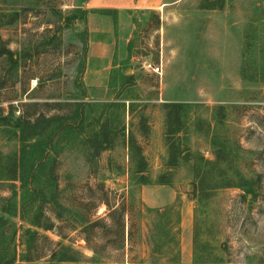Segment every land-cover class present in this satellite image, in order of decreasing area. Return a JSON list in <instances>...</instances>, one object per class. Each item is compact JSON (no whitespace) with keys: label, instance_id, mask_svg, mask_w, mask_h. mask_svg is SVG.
I'll use <instances>...</instances> for the list:
<instances>
[{"label":"rangeland","instance_id":"rangeland-1","mask_svg":"<svg viewBox=\"0 0 264 264\" xmlns=\"http://www.w3.org/2000/svg\"><path fill=\"white\" fill-rule=\"evenodd\" d=\"M149 1L158 8L134 10L129 58L102 93L83 83L95 0H0L6 11L17 13L0 34L20 59L16 71L0 58V114L7 117H0V167L21 152L19 117L35 111L72 117L83 110L85 122L73 125L85 127L84 133L60 143L57 156L49 157L56 161L67 207L99 205L102 184L114 192L111 203L123 194L135 206L130 263L143 255L151 262L169 261L181 247L180 233L185 242L193 241V261L198 251L206 262L264 264V0ZM150 66L160 67V73ZM33 80L38 85L31 89ZM124 103L134 104L125 121L148 163V185L138 183L117 133L122 120L117 106ZM166 104H181V113ZM107 120L117 131L104 150L96 133L109 127ZM238 174L259 181L256 200H244L241 189L227 187ZM9 175H0V209L2 198L12 194ZM174 192L172 205L153 209L147 203L167 202ZM155 210L166 213L165 219ZM181 212L188 215L183 228ZM3 232L10 236L13 228L7 225ZM38 232L81 252L76 264H125L124 253L110 247L104 256L91 255L79 230L64 228L66 238ZM99 235L95 240L105 239ZM52 250L39 239L31 253Z\"/></svg>","mask_w":264,"mask_h":264},{"label":"trees","instance_id":"trees-1","mask_svg":"<svg viewBox=\"0 0 264 264\" xmlns=\"http://www.w3.org/2000/svg\"><path fill=\"white\" fill-rule=\"evenodd\" d=\"M1 5L3 6L4 4ZM2 6H0V28L7 25L8 18L15 17V20H17L16 12V14L8 12ZM0 58L7 61L12 69L18 70L20 59L7 46V41L3 39L1 34ZM83 60H85L84 56ZM1 102L2 100L0 99V104ZM117 107L122 112V120L116 128L118 131L113 128L110 120H107L109 127L102 125L103 127L100 128L99 134L96 133V137L102 138L101 142L107 145L102 146L105 150L111 148L108 145V137L117 131L128 150L132 164L131 169H133L138 183L148 185V163L142 155V148L134 139V135L125 121L126 116L133 113L134 104L130 103L127 105L124 103ZM165 107L176 108L180 112V108L183 106L181 104H166ZM59 115L54 114L46 117L44 113L35 111L26 117L22 115L17 120L15 131L21 142V152L9 157L10 160L4 164L2 163L0 167V175L6 171L10 174L6 180L13 182L12 194L7 198H2L4 204L0 209L2 212V216H0V264H14L16 261L33 263L44 258H48L45 262L47 264H76L79 262L78 257L81 256V252L61 242H54L47 236L39 235V230L53 232L61 238L67 237V234L63 232L64 228L69 231L79 230L80 238L85 242V248L96 255H103L104 250L110 247L115 251H122L125 256L126 247L132 242L133 229L136 223L134 214L136 212L135 206L127 202L125 195H118L121 200L111 203L108 197L113 195L114 192L105 191V185L102 184L99 186V190L102 193L98 202L99 205L95 206L87 202L70 208L64 204L60 179L55 174L56 161L49 155L57 156L60 143L67 145L70 144L72 136L80 137L84 133L85 127L82 126L78 129L73 123L76 120L79 123L81 121L84 123L85 120H83V110L73 113L72 117H60ZM0 117H2L1 114ZM1 119L5 121L7 117H2ZM170 134L174 135V133L169 132L167 136ZM85 137L88 138V135ZM238 177L235 182L227 183V187L241 189L244 200H256L258 189L260 188L256 177H243L241 174H238ZM14 182H19L20 186H15ZM168 184L170 183H161V185ZM86 187L88 191H92L90 186L87 185ZM103 206L106 210L99 214ZM155 212L157 214L162 213L161 210H155ZM160 215L165 219L166 213ZM12 219H18L21 225H17ZM62 222H66V226H60ZM7 225L13 228L10 236H6L3 232ZM99 233L105 239L98 242L95 239L100 238ZM109 236L113 237L108 238ZM39 239L50 242L54 246V250L50 252V255L32 256L33 247ZM19 247L22 248L20 255L18 252L20 251ZM196 252L197 254H195L192 264H227L224 258L208 262L202 261L201 255L198 251Z\"/></svg>","mask_w":264,"mask_h":264},{"label":"crops","instance_id":"crops-1","mask_svg":"<svg viewBox=\"0 0 264 264\" xmlns=\"http://www.w3.org/2000/svg\"><path fill=\"white\" fill-rule=\"evenodd\" d=\"M156 6L153 1L149 0H95L90 7L94 13L89 14L87 22L89 54L87 67L83 74V83L87 88L102 93L108 92L111 82L115 78V70L123 66L129 58L130 44L135 29L133 24L134 10L158 8ZM175 198L176 193L174 192L167 202L151 203L147 201V203L151 208L157 209L172 205L176 200ZM181 215L180 226L183 228L184 218L188 220L186 218L188 215L183 212ZM177 239L181 247L176 256H172L169 261L164 259V261L151 262L144 260L147 256L143 255L142 261L137 262L135 260L130 263L128 258L131 256V252L127 246L125 264H191L193 261V241L186 240L185 242V238L180 233ZM88 251L94 255L92 251Z\"/></svg>","mask_w":264,"mask_h":264},{"label":"built area","instance_id":"built-area-1","mask_svg":"<svg viewBox=\"0 0 264 264\" xmlns=\"http://www.w3.org/2000/svg\"><path fill=\"white\" fill-rule=\"evenodd\" d=\"M152 67V70L155 72V73H160V67H156V66H150ZM38 85V81L37 80H33L31 81V85H30V88L31 89H34L35 87H37Z\"/></svg>","mask_w":264,"mask_h":264}]
</instances>
